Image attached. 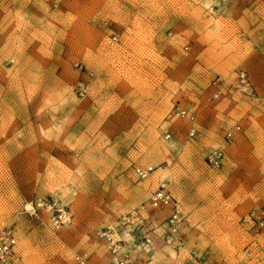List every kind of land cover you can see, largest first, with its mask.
<instances>
[{
  "label": "rangeland",
  "instance_id": "374dc122",
  "mask_svg": "<svg viewBox=\"0 0 264 264\" xmlns=\"http://www.w3.org/2000/svg\"><path fill=\"white\" fill-rule=\"evenodd\" d=\"M163 181L182 246L149 205ZM262 220L264 0H0V228L17 229V264H108L104 228L131 264H264Z\"/></svg>",
  "mask_w": 264,
  "mask_h": 264
},
{
  "label": "built area",
  "instance_id": "2783aa9c",
  "mask_svg": "<svg viewBox=\"0 0 264 264\" xmlns=\"http://www.w3.org/2000/svg\"><path fill=\"white\" fill-rule=\"evenodd\" d=\"M239 88L247 93L254 94L255 89L245 72L240 73L238 80ZM85 91V89H84ZM178 115L182 118L195 121V116L188 112L184 108H178ZM241 131V125H236L228 129L225 133V137L228 140H232ZM195 133V128L191 134ZM226 152L223 147H216L209 151L208 161L209 164L215 169H221L224 165ZM155 172V167L151 165H137L135 167V173L140 179H147L152 173ZM149 205L152 208H163L168 210V216L166 218L165 240L167 243L174 246L184 245V236L182 233V225L185 220V214L182 204L178 198L174 196L168 183L163 181L159 184L157 189L152 192L149 198ZM38 208H47L53 211L63 212L59 209L57 203L52 200H44L42 198L36 201ZM147 205L141 208H146ZM67 215L65 212L57 215L54 218L56 225L60 226L65 223ZM128 218V217H127ZM130 219L128 218V221ZM127 221V222H128ZM264 224V220L261 221ZM98 237L103 240L107 246L110 254V261L108 264H131V254L125 250L123 241L117 236L112 229L104 228L98 232ZM149 242H152V237H146ZM19 238L17 229L12 226H5L0 228V264H17L19 255ZM74 261L76 264H95L92 261V255L89 251L77 252L74 255Z\"/></svg>",
  "mask_w": 264,
  "mask_h": 264
}]
</instances>
